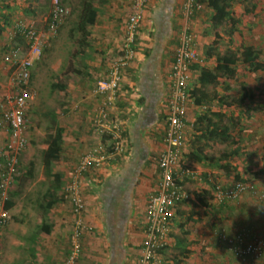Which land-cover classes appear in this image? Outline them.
<instances>
[{"label":"crops","instance_id":"1","mask_svg":"<svg viewBox=\"0 0 264 264\" xmlns=\"http://www.w3.org/2000/svg\"><path fill=\"white\" fill-rule=\"evenodd\" d=\"M33 1L34 4L30 0H0V31L7 34L6 25L11 23L10 19L35 22L34 14L43 15L45 9L51 7L48 0ZM184 1L148 0L136 34V59L130 62L124 74L118 91V102L113 107L103 105V95L97 91L96 82L106 76L110 62L121 53L126 36L125 22L129 13L127 0L95 1L97 16L95 22L87 26L86 44L82 47L78 42L79 34L75 31L77 20L71 29L75 32L74 41L70 39L65 43H58L63 34L60 33L58 40L51 43V46L50 43L44 46L47 50L55 49L53 53H63L66 46L64 57L67 68L60 73L58 70L61 67H56L53 73L55 84H52L48 91L50 97L44 94L42 86L39 89L41 99L38 98V136L41 135L43 143V164L39 171L45 178L46 185L38 200V223H35L38 231V264H61L70 250L73 215L69 203L61 197V189L72 167L83 154L94 149L97 144L108 146L109 140L102 136L105 132L100 133L107 129L102 127L100 131H96L92 123L102 107L108 113V118L102 119L104 124L115 119L120 122L122 149L120 155L108 154L100 168L89 169L82 178L81 193L86 207L84 219L92 225V230L82 236V252L76 264H135L144 238L147 201L149 196L158 190L160 183L157 157L165 145L170 84L168 75L179 35L186 26L192 29L195 34V48L203 60L191 68L190 88L199 86V66L213 68L215 65L214 56H204V46L212 44L221 54L235 51L242 45L256 49V43L250 40L242 41L243 37H240V34L245 35L251 31L250 25L241 24L245 21L243 17L257 14L254 0H232L229 24L225 22L219 27L212 25L213 11L206 5L207 0H201L203 2H200L189 16L184 9ZM230 26L235 28L232 35L226 33ZM260 27L261 25L256 23L253 31L257 33L256 36L260 33V38L264 40V29L261 31ZM14 47L18 49L15 56L22 58L26 43H0V106L10 92V68L3 60V55ZM57 58L58 54L55 59ZM37 60L43 65L49 63L50 58L44 53ZM258 72L262 74L264 69H258ZM248 76L251 78V75ZM261 76L264 77V74ZM222 82L223 78H218L217 84L208 85L207 90H216L218 96H242L243 105L250 96L256 94L258 99L254 108L260 111V90L251 91L243 83L235 88L233 76L227 80L231 86L229 90L223 89ZM53 95H56L55 98ZM41 100L46 104L43 105ZM238 106L239 104L225 107L217 100L188 105L181 154L184 167L178 169L179 184L187 192L188 200L184 199L176 204L168 234L167 248H171L161 251L165 258L168 256V262L171 264H193L194 257L199 256L197 244L192 243L195 238L200 240V248L206 249L204 244L208 242L221 247V252L213 247L209 249L211 253L208 256L215 257L218 263L235 264L238 263L235 255L228 245L218 238L217 233H264V199H259L247 188L236 199L219 201L214 191V183H220L217 176H229L230 170L240 175L237 173L236 161L240 157L245 161L244 156L252 157L254 151L260 153L264 144L263 120L256 122L259 124L251 122V105L244 106L242 112H235ZM208 110L224 114L223 122L231 127V139L207 138L201 131H195L194 123L196 125L199 116ZM230 116H236L237 124L228 122ZM252 123L256 125L254 129L251 128ZM234 125H238L236 132L233 131ZM57 131L62 135L59 158L47 163L42 154L47 147L46 138ZM251 131L255 133L253 137ZM25 134L27 137V131ZM7 140L8 135L0 130V148L5 147ZM231 140H236L237 144L230 142ZM253 142H256L257 147L250 151V144ZM223 144L225 147L219 151L217 146ZM237 147L239 152L235 155L234 149ZM45 164H49L51 174L61 175L60 186L55 187L53 176H45ZM182 168L189 169L190 174L181 175ZM255 181L250 179L242 182L264 190V183ZM233 184L222 186L230 188ZM8 202L11 204L6 203L5 208L8 207L10 218L2 231L1 243L6 236L13 241L12 235L15 233L27 234V222L20 224L18 219L27 217L30 208L20 205L16 198L11 199L10 194ZM18 216L20 218H17ZM236 221H239L238 225L243 226L234 228ZM36 236L33 235L34 238ZM185 249L188 250L184 252ZM199 262L204 264L203 261ZM218 263L214 261L213 264Z\"/></svg>","mask_w":264,"mask_h":264},{"label":"built area","instance_id":"2","mask_svg":"<svg viewBox=\"0 0 264 264\" xmlns=\"http://www.w3.org/2000/svg\"><path fill=\"white\" fill-rule=\"evenodd\" d=\"M129 13L125 25V42L122 54L109 65L107 77L97 80V91L103 95V105L115 106L118 102V91L124 79L120 66L135 56V39L139 21L148 0H127ZM50 16L47 20L48 30L56 32L69 9L63 0H51ZM196 0H185L184 9L188 16ZM7 38L11 41L20 35L26 41V51L22 58L15 56L17 47L10 48L3 55V60L9 64V95L0 106V130L8 135L5 147L0 148V253L2 231L9 221V212L5 208L9 200L8 188L10 180L16 175L17 155L28 144L26 137V116L34 92L29 88L31 67L41 56L50 35L45 37L37 29L35 22L23 20L12 21L8 25ZM43 36V37H42ZM195 34L189 26L183 28L174 51V58L169 72L170 89L166 114L167 128L164 136V148L157 157L160 171V183L156 192L147 201L144 238L140 245V253L135 264H169L161 251L169 245V231L175 205L187 198V192L179 184L178 165L181 160L184 145L185 114L188 105L194 104L190 93V68L194 63H201L196 48ZM108 118V113L102 107L93 122L98 127H105L113 137L115 150L121 151L120 122L104 124L102 119ZM119 122V123H118ZM106 158L97 148L87 151L72 167L68 178L61 189V197L69 203L73 215V229L70 234L71 247L61 264H76L82 252V236L91 232L92 225L84 219L85 202L81 193L82 178L89 169H98ZM181 175L190 174L189 169L182 168ZM250 189L259 199H264V190L250 186L242 181L235 182L230 188H223L220 183H214L216 197L220 200H232L239 197L246 189ZM240 264H264V233L236 231L228 235L224 231L217 233Z\"/></svg>","mask_w":264,"mask_h":264},{"label":"rangeland","instance_id":"3","mask_svg":"<svg viewBox=\"0 0 264 264\" xmlns=\"http://www.w3.org/2000/svg\"><path fill=\"white\" fill-rule=\"evenodd\" d=\"M30 1L31 3L34 4L33 0ZM27 2H29V0H27ZM200 2L202 3L203 1L199 0L198 5H200ZM63 3L69 9V14L64 18L62 25H60V28H58L57 31L54 33L50 32L47 26V20L50 16L51 7L45 9L43 15L34 14L35 25L37 29L39 28L40 33L44 37L47 34L50 35L49 37L50 39L48 42L50 43V46L51 43H54L56 40H58L60 33L63 34L62 36L59 37L58 43H61L62 41L65 43L67 41H70V39L74 41L75 39L73 38V34L75 32H72L71 29L72 27H74L75 24L74 21L77 20L78 18V14L80 10L79 3L78 0H64ZM253 3L256 7L257 14L255 15L251 14L249 16L250 18L243 17L245 20L244 24L240 23L241 26L250 25L251 31L249 30V33L247 34L244 32L245 35L240 34V37L241 38L243 37L244 40L242 39V41L250 40L251 42L256 43V49L261 50L260 61L264 66V40L260 38L261 37L260 33L259 36H256L257 33L253 31V26H255L256 23H259L261 25L260 27L261 31L264 29V0H254ZM204 6L206 7V5ZM248 9H250V5H248ZM12 21L15 20L10 19V22ZM8 27L9 26L6 25V29ZM235 42L237 43V40H235ZM0 43H26V41L20 35H17L16 38L10 41L7 38L6 32L3 33L0 31ZM46 50H47L46 48L43 49L42 54L47 53L48 57L50 58L49 63L42 65V63L38 62L37 60L30 70L31 78H30L29 88L34 92V99L32 101V104L30 105L31 107H29V110L27 111V116H26V120H27L26 131L28 137L27 138L28 144L17 155L16 175L10 180V184L8 188V194H10L11 199L16 198V202H18L20 205H25V207H27L28 209L30 208V211L27 212V214H29L27 215V217H22V219H18V223L20 224L27 222V226H26L27 234H22V232L15 233L14 235H12L14 237L13 241L11 238H8L7 236L4 237L3 242L1 243L2 249L0 256V264H38V231H36L35 223H38L37 222L38 200H40L41 192L43 191L46 185V180L45 178H43V175L39 171L40 167L43 164L42 155H41V149H42L41 145L43 144L41 143L42 137L41 135L38 136V98L41 99V95H40L41 91L39 92V89L42 86V90L44 91V94L46 93L50 97L48 91L50 90L51 85L55 84L54 83L55 79L53 78L55 74L53 73H55L56 67L58 69L61 67V69L58 70L60 73L63 70H66L67 68L66 57H64L65 55L64 50H66V46H64L63 53L62 51L59 53L56 52L53 53L55 50L53 48L47 51ZM56 54H58L57 59H55ZM198 54L201 57L199 51ZM68 69H70V67H68ZM233 69H234L233 84L235 88L240 87V85L243 83L251 91L252 90L256 91V89H258L262 92L261 94L262 96H260L261 97L260 107L262 109L260 108V111L259 110L256 111L254 108L255 105H257L256 100L258 99L256 94L255 96L254 95L250 96V98L245 102L244 105L241 103L240 104L241 107H239L240 106L239 105L238 107L235 108L234 111L242 112L244 106L246 107L247 105L250 104L251 107L253 108V110L250 111L251 122L254 121L256 123L258 122L259 119H261L263 120L262 124L264 125V80H263L264 77L261 76L264 73L260 74L258 72V69L252 68L247 63H238L237 65L234 66ZM243 74L244 76H242ZM248 75H251V78ZM41 102L43 105L46 104V102L43 100H41ZM246 111L248 112V110H245V112ZM235 117L236 116L234 117L230 116L228 122L231 123L233 121V123H235L236 122ZM41 124H42V120H41ZM255 126L256 125L252 123L251 128L254 129L253 127ZM236 130H238V125L237 126L234 125L233 131L236 132ZM254 135L255 133H252L251 137H253ZM38 139L40 140L39 142ZM255 143L256 142L250 144L251 147L250 151H252L253 149L255 150V148L257 147ZM223 147H225V144L220 145V147L217 146V149L220 151ZM246 147L247 145H245V148ZM254 152L255 154L252 155V157H247L245 155L244 156L245 161H243L241 157L239 160L236 161L238 164L236 166L237 173H240V175L238 174L240 180H236L234 178V174L236 173L235 172L232 173V170H230V173H232V175H230L229 173V176L228 175L225 176L224 174L223 177L217 176L216 178L219 179L218 181L222 183V185L226 184L228 186L229 184H233V182L236 181H248L250 179H255L256 180L255 182H258L259 184L261 183L263 184L264 183V144L261 147L260 153H257L256 151ZM243 164H246V166H244ZM181 167H184V163H182L180 160L177 171ZM17 218H20V216H18ZM236 223L237 224H233L234 228L237 226L241 228L243 226V225H238L239 221H236ZM33 235H37V236L34 238ZM199 242L200 240L196 238L192 239V243L197 244L198 254H199V256H197L196 258L194 257L193 264H199L200 263L199 261H203L204 264H206V262L213 264L214 261L215 262L217 261L218 263V260L215 257L208 256L211 253L209 249L213 247L215 248V250L220 251L221 247L219 245L218 246L215 245L214 243L211 244V242H208V244H204L206 249L209 250V252H207L206 249L200 248L201 245H199L200 244ZM169 248L171 247H168L166 250L168 251ZM168 259L169 258L167 256L166 260L170 261V259L169 260ZM168 263L171 264L170 262ZM218 264H226V263L223 262ZM235 264H239V263H235Z\"/></svg>","mask_w":264,"mask_h":264},{"label":"trees","instance_id":"4","mask_svg":"<svg viewBox=\"0 0 264 264\" xmlns=\"http://www.w3.org/2000/svg\"><path fill=\"white\" fill-rule=\"evenodd\" d=\"M51 2V0H49ZM96 0H78L79 3V14L78 19L75 24V31L79 34L78 42L79 46L82 47L85 43V38L88 35L87 26L93 24L95 22L97 16V7L95 5ZM231 1L232 0H207L206 5L210 7L213 11L211 16V22L214 27H219L224 25L225 22L229 24V20L231 18ZM196 3H199V0H196ZM146 6V5H145ZM196 10V8L194 7ZM229 31H226L228 35H232L234 33L235 28L233 26L228 27ZM216 43V42H215ZM136 52L137 49L135 47V56L132 59H128L125 65L120 66V71L122 72L123 76L129 67L130 62L136 59ZM122 52L120 53V55ZM203 54L206 58H211L214 56L215 65L213 68L199 66L198 71V87L190 88V93L194 97L195 104H201L202 102H210L211 100H217L222 106L230 107L231 105L241 104L243 103L242 96H218L216 90L209 91L207 90L208 85H216L218 82V78H223L222 87L224 90H229L231 86L227 83V80L232 78L234 72V66L238 63H247L254 69H264L260 61L261 57V50L255 49L252 46L242 45L240 48L230 51H226L225 53H219L217 48L212 44H208L203 48ZM119 55V56H120ZM118 56V57H119ZM110 62H114L116 59ZM193 66V65H192ZM191 66V68H192ZM190 68V71H191ZM109 69V67H108ZM106 76L100 79H104L107 77L108 70ZM169 78V76H168ZM99 80V79H98ZM97 83V82H96ZM170 83V80H169ZM170 89V84L169 87ZM224 114L219 111H211L208 110L205 113L201 114L197 120V124L194 123L195 131H201L203 135L210 137H216L219 140H228L231 139L230 130L231 127L223 122ZM93 126H95L96 131H100L102 128L98 127L96 123L92 122ZM235 124H237L235 122ZM105 132L102 133L104 139L109 140L108 146H103L102 144H97L95 148L99 150L104 156L108 154H117L120 155V151L115 150V143H113L112 134L107 131H100ZM61 142H62V135L60 131L49 135L46 138L47 147L43 150V158L46 160L45 162H51L53 160H57L59 158V153L61 150ZM230 142H234L237 144L236 140H231ZM105 147V148H104ZM94 148V149H95ZM92 150V149H91ZM239 148L234 149L235 155L238 154ZM44 174L48 177H54L56 186H60V174H51L49 170V164L44 165ZM236 180H240L239 175H235ZM53 192V190H52ZM203 202V201H201ZM8 204H11L7 201ZM188 249H185L186 252ZM181 260V259H180Z\"/></svg>","mask_w":264,"mask_h":264}]
</instances>
